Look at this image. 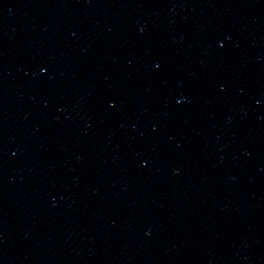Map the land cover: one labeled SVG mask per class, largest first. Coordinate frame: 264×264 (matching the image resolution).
<instances>
[{
    "label": "water",
    "instance_id": "obj_1",
    "mask_svg": "<svg viewBox=\"0 0 264 264\" xmlns=\"http://www.w3.org/2000/svg\"><path fill=\"white\" fill-rule=\"evenodd\" d=\"M0 264H264V0H0Z\"/></svg>",
    "mask_w": 264,
    "mask_h": 264
}]
</instances>
